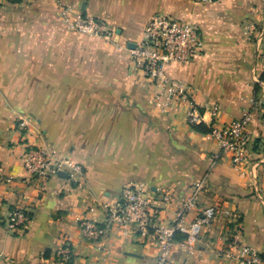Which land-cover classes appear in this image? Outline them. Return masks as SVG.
Listing matches in <instances>:
<instances>
[{
	"label": "crops",
	"instance_id": "crops-1",
	"mask_svg": "<svg viewBox=\"0 0 264 264\" xmlns=\"http://www.w3.org/2000/svg\"><path fill=\"white\" fill-rule=\"evenodd\" d=\"M60 5L103 21L110 39L69 33ZM153 16L198 28V54L165 72L188 87L202 125L249 114L238 167L187 123L185 103L160 111L132 68L130 52ZM35 147L81 174L30 178L21 158ZM139 183L161 223L196 192L199 208L222 212L199 237L178 240L192 252L176 248L172 264H238L221 253L235 224L243 244L264 255V0H0V264H61L66 245L67 264H152V242L106 227L123 188ZM14 210L30 214L21 230L8 225ZM83 222L105 227L104 236L88 239Z\"/></svg>",
	"mask_w": 264,
	"mask_h": 264
},
{
	"label": "built area",
	"instance_id": "built-area-1",
	"mask_svg": "<svg viewBox=\"0 0 264 264\" xmlns=\"http://www.w3.org/2000/svg\"><path fill=\"white\" fill-rule=\"evenodd\" d=\"M59 17L65 29L80 37L97 38L104 42L110 39L111 32L103 21L94 17L84 16L64 6L59 7ZM200 49V34L198 28L185 21L166 16H153L144 26L140 41L131 50L132 68L139 72L154 88V103L160 111L170 108L175 100L187 105L186 121L192 127L202 125L203 114L193 103L188 87L182 82L171 78L165 72L169 65H183L191 61ZM218 107L207 109L211 115L218 112ZM250 120L244 113L241 120L222 127L210 126L208 135L214 140L221 151L232 155L233 167L242 162L244 148L248 142L246 126ZM217 158V157H215ZM23 168L30 178L46 182L58 173H66L74 180L81 174L79 164L67 159H54L43 148H29L21 158ZM214 161L210 167L214 166ZM196 193L186 199L175 210L169 223L157 220V211L151 206L149 192L143 183L131 184L123 188L116 208L110 213L106 227L111 223L118 224L122 229L137 234L146 241L152 242L156 256L152 264H172L171 256L176 248L191 253L190 246L184 241L175 240V235L184 239H195L204 228L210 226L220 212L215 206L199 208ZM191 211L194 217L188 218ZM229 216V213H223ZM29 220L22 210L13 211L9 219V227L21 230ZM105 227L94 223H81V231L90 240L97 241L105 234ZM222 255L235 259L238 264H263L260 255L241 241L240 229L235 224L227 244L221 251ZM70 249L66 245L57 252L59 263L70 261Z\"/></svg>",
	"mask_w": 264,
	"mask_h": 264
},
{
	"label": "trees",
	"instance_id": "trees-1",
	"mask_svg": "<svg viewBox=\"0 0 264 264\" xmlns=\"http://www.w3.org/2000/svg\"><path fill=\"white\" fill-rule=\"evenodd\" d=\"M13 2H15V3H18V2H20L21 0H12ZM193 127V129L195 130V131H197V132H199V133H209V129H207L206 127H204L203 125H196V126H192ZM14 211H16V210H14ZM23 213H24V215L28 218V220H30V214H28V213H26V212H24L23 211ZM183 237H182V235H175V240H180V239H182ZM263 256L264 255H260V257H261V259H263L264 260V258H263Z\"/></svg>",
	"mask_w": 264,
	"mask_h": 264
},
{
	"label": "water",
	"instance_id": "water-1",
	"mask_svg": "<svg viewBox=\"0 0 264 264\" xmlns=\"http://www.w3.org/2000/svg\"><path fill=\"white\" fill-rule=\"evenodd\" d=\"M58 176H59V177H64V178H66V177H67V174H66V173H63V172H60V173H58Z\"/></svg>",
	"mask_w": 264,
	"mask_h": 264
},
{
	"label": "rangeland",
	"instance_id": "rangeland-1",
	"mask_svg": "<svg viewBox=\"0 0 264 264\" xmlns=\"http://www.w3.org/2000/svg\"><path fill=\"white\" fill-rule=\"evenodd\" d=\"M227 241H228V240H227ZM227 241H226V242H224V245H225V244H227Z\"/></svg>",
	"mask_w": 264,
	"mask_h": 264
}]
</instances>
